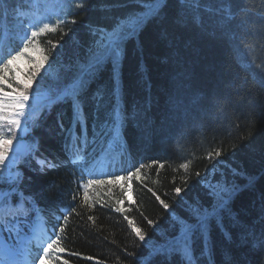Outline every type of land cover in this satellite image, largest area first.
Segmentation results:
<instances>
[{"label": "trees", "instance_id": "16d2710c", "mask_svg": "<svg viewBox=\"0 0 264 264\" xmlns=\"http://www.w3.org/2000/svg\"><path fill=\"white\" fill-rule=\"evenodd\" d=\"M116 2L8 0L7 11L0 14L3 62L9 54L15 55L23 48L25 30L30 36L33 27L38 31L45 23L52 26L29 41V46L35 44L41 49V56L49 58L45 61L48 70L40 74L35 98L27 109V120L23 121L25 130L19 132L34 157H46L49 161L55 157V168L43 172L25 169V176L30 179L24 181L40 206L47 210L44 216L51 228L55 225L52 239L56 241L59 237V241L54 249H65L62 255L53 251L47 264H62L64 259L69 264H144L150 249L135 236L124 219L125 214L116 213L114 208L124 207L138 227L150 238L159 240L156 233L171 232L172 219L148 189L181 212L183 203L173 189L177 186L183 189L187 180L188 187L180 196L189 202L203 197L200 181L215 163L208 156L216 150L222 152L223 161L217 166V176L224 172L231 178L230 170L235 169L242 175L256 177L257 190L264 189V0H201L199 6H181L178 0H168L165 22L150 23L141 34L140 45L128 46L120 69V85L126 111L131 115L135 110V117L127 120L119 139L105 142L97 138L95 144L89 143L86 150H74L69 158L61 151L62 137L56 127L55 110L44 127L35 126L48 104L55 77L63 74L65 66L84 56L92 40L91 29L110 25L113 17L128 10L115 7ZM181 7L190 20L186 27L172 23ZM205 7L212 11H204ZM224 7L231 9L230 20L217 11ZM197 14L198 25L191 22ZM165 28L171 44L161 38ZM12 67L13 64L9 65L2 74L15 87L16 72ZM30 67L31 63L20 71L21 75ZM110 74L109 65L102 75L103 83H110ZM5 91L11 89L5 86ZM48 126L54 130L51 135ZM88 126L90 140L91 115ZM35 140L39 141L38 151ZM77 152L81 153V160L73 159ZM115 157L119 158L117 167L140 168L141 180L132 178V201L115 182L88 185L89 180L109 181L102 177L103 168L99 167L103 160L113 162L110 158ZM23 158L16 159L11 168L14 170ZM29 159L36 169L33 157ZM184 163L188 164L187 169L180 167ZM88 174L94 178L88 179ZM117 200L123 203L117 205ZM101 204L110 207L101 208ZM234 207L257 236L264 233L256 191L242 193ZM145 217L157 222L155 232ZM224 230L231 233V240L213 225L209 257L199 256L203 245L197 241V264H225L229 253L232 264L264 261V248L254 250L250 244L241 245L244 228L226 217ZM72 252L81 255L72 256ZM88 256L93 259L88 260ZM162 262V257H155L149 264ZM171 264H181L180 258L173 257Z\"/></svg>", "mask_w": 264, "mask_h": 264}, {"label": "snow or ice", "instance_id": "6c2138e0", "mask_svg": "<svg viewBox=\"0 0 264 264\" xmlns=\"http://www.w3.org/2000/svg\"><path fill=\"white\" fill-rule=\"evenodd\" d=\"M224 2V0H222ZM181 6H199L201 0H178ZM8 0H0V14L7 11ZM168 0H117L115 7L127 8L121 15L112 18V23L107 26H96L91 29L92 40L84 54L78 57L74 63H70L63 69V74L55 77V82L50 86V96L48 104L45 105L41 118L37 121L36 127H44L48 116L55 110L56 127L62 137L61 151L65 157H69L74 150L87 149L88 144H95L97 138L101 141L117 140L123 136V130L127 125L128 119H134L135 110L129 115L124 104V97L120 85V69L128 52V46L133 48L140 45V37L145 28L150 23L161 25L167 19L165 8ZM204 11H212L210 7H205ZM225 14V19L232 18L229 7L217 9ZM197 14L191 22L199 24ZM75 23V21H73ZM180 27H186L189 17L183 7L178 12L177 17L172 21ZM223 23V21H221ZM52 26L45 23L38 31L35 27L31 30L30 36L27 30L24 32L22 40L23 48L15 55L9 54L6 62L0 58V264H29L28 257L32 255L30 243L31 236L38 230L37 222L46 214V209L42 208L35 194L30 192L25 185V169L29 172L39 170L41 172L56 167L55 157L49 161L46 157H33L36 169H33L32 150L23 154L24 158L15 169L11 168L14 160L20 155L16 147L22 137L19 132L25 130L23 121L27 120V109L31 107V100L35 98L36 85L42 77V72H47L48 65L45 61L47 56H38L31 61V67L22 76L20 71L15 75V87L8 83V79L2 74L9 65L17 60L29 50V41L45 32ZM161 38L168 40L171 44L170 34L167 29L160 33ZM33 51L41 52V49L34 48ZM31 59V58H30ZM110 65V83L102 82V75ZM264 73V70H262ZM5 86L11 91H5ZM90 109V112H89ZM92 116V135L89 140L88 118ZM67 120V126H65ZM6 128V132H5ZM51 135L54 131L48 126ZM36 150L39 149V141H34ZM126 143V141H125ZM222 152L216 150L210 153L209 160L215 161L211 168L206 170V174L200 181L204 189L203 197H197L189 202L180 196L181 192L188 187L187 180H184V188L177 186L173 189L175 196L180 197L183 203L181 212H176L171 205L161 199L156 192L149 188L156 201L162 208L169 213L172 219L171 232L160 231L156 234L159 240H154L148 236L133 219L126 214V209L122 206L114 208L116 213H122L124 219L131 227L135 236L150 251L144 258V264L155 257H162L163 262L171 264L173 257H179L181 264H197L199 257L195 251L197 241L203 245L200 257L210 256V242L213 225L220 229L225 238L231 240V233L224 230V221L227 217L233 223L245 231L241 233V245L250 244L252 249L264 248V233L260 236L255 234L254 228L245 225L240 216L239 210L235 209V201L246 191H256L259 201L260 216L259 220H264V189L257 190V178L254 176L242 175L239 171L230 170L231 178L228 173L219 172V164ZM75 163V161H71ZM187 169L188 164L180 165ZM5 172L7 174L5 175ZM140 168L135 172H128L127 177L117 176L116 180H129L133 177L137 181ZM200 176V173H196ZM104 180H89L88 185L94 183H110ZM76 198L73 197V200ZM84 199L87 201L88 194L85 192ZM253 201V205L256 204ZM123 202L117 200L116 204ZM101 208L110 207L101 204ZM67 210V209H64ZM67 219V217H65ZM89 220L92 216L88 217ZM146 220L147 225L151 226L155 232L156 221ZM59 223V217H57ZM63 232L64 228L61 227ZM52 234L55 235V225L52 227ZM56 241L48 243L37 250V254L32 256L31 264H47L46 257H51L53 251L64 254L65 249L58 247L54 249ZM42 251V255L39 252ZM72 256H80L78 252H72ZM129 255H132L129 253ZM88 260L93 257L88 256ZM62 264H69V260L64 259ZM225 264H232L231 254H226ZM264 264V261H261Z\"/></svg>", "mask_w": 264, "mask_h": 264}, {"label": "rangeland", "instance_id": "374dc122", "mask_svg": "<svg viewBox=\"0 0 264 264\" xmlns=\"http://www.w3.org/2000/svg\"><path fill=\"white\" fill-rule=\"evenodd\" d=\"M34 48L40 49L35 44H31L29 46V50L27 52H25L17 60L13 61L12 70L14 72L21 71L22 69H25L27 66H29V64L31 63L32 60H34L38 56H41L40 52L38 53V52L33 51ZM118 184H120V186H124V185L126 186V188L128 189V191L126 192L127 198L129 201H132L133 192H131V186H132L131 181L125 179L123 181H119Z\"/></svg>", "mask_w": 264, "mask_h": 264}]
</instances>
